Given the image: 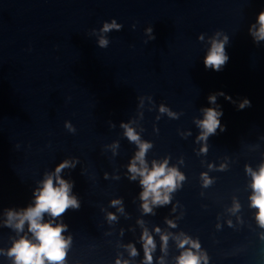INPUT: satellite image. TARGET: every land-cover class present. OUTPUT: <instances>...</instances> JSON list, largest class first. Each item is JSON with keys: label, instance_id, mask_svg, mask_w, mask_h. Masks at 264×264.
Here are the masks:
<instances>
[{"label": "water", "instance_id": "1", "mask_svg": "<svg viewBox=\"0 0 264 264\" xmlns=\"http://www.w3.org/2000/svg\"><path fill=\"white\" fill-rule=\"evenodd\" d=\"M261 11L264 0H0V222L6 210L34 206L45 173L78 158L61 174L75 182L72 194L81 202L62 217L64 235L73 236L68 264H114L118 254L141 264L144 229L157 244L154 260L163 256L164 264H176L181 233L200 241L209 264H264V229L250 207L245 172L264 163V41L255 45L248 34ZM113 19L121 31L101 33ZM217 31V39L229 37L220 72L203 64ZM219 92L234 103L218 95L209 105L208 96ZM244 99L251 107L239 110ZM217 105L226 130L198 141L202 109ZM122 123L152 145L149 169L153 160H167L185 177L170 193L172 203L154 214L142 213L140 178L128 179L139 147ZM202 173L212 181L207 187ZM114 199L122 204L110 207ZM109 212L116 221H107ZM161 235L169 236L167 255ZM17 238L0 227V249ZM128 243L140 256L129 257ZM0 264L11 261L0 256Z\"/></svg>", "mask_w": 264, "mask_h": 264}, {"label": "clouds", "instance_id": "2", "mask_svg": "<svg viewBox=\"0 0 264 264\" xmlns=\"http://www.w3.org/2000/svg\"><path fill=\"white\" fill-rule=\"evenodd\" d=\"M122 25L118 24L115 19L110 23L105 22L99 29L101 33H109L112 30L121 31ZM135 27V25H133ZM95 31V30H93ZM149 40H154L153 29H146ZM248 34L252 38L255 45H260L264 41V11H261L254 23L248 28ZM220 35L217 31L210 38L211 45L207 54L204 56L203 64L205 69H211L215 72H220L228 63L229 56L226 51V46L229 44V37L224 35L223 40L216 37ZM199 41L204 40V34L198 37ZM108 40L101 37L99 47L106 48ZM224 98L234 103L230 96H225L223 92L208 96V104L215 105L217 96ZM217 107H205L202 109L203 119L196 122L200 129V134L197 140L207 141L211 136L217 134V130L221 133L226 130L225 126L221 125L220 117L223 116L222 111H218ZM251 107V102L244 99L238 106L239 110ZM161 112L167 111L163 105L160 107ZM171 114V113H170ZM114 126V125H113ZM64 127L69 132L75 134L76 129L70 122H65ZM125 128V135L128 140L137 143L139 151L135 158L131 161L127 171L131 174L128 179L136 181L139 177V186L142 191L139 193L140 207L144 215L154 214V208H163L172 203L170 193L177 189V181H183L185 177L175 168L168 167V161L158 163L153 160L151 169L145 162V154L152 147L150 143H139V137L131 128H127L125 124H121ZM201 151L206 152L207 148H202ZM80 163L78 158H66L60 162L54 171L47 172L39 187L33 190V205L27 206L20 210H6L4 219L0 222V227L12 229L17 234L18 238L12 240L11 247L5 251L0 249V256H5L11 261V264H68V254L73 243L71 234L65 236L64 233L69 232V226L63 222L64 217L69 210L78 211L81 207V202L77 196L73 195L74 181L62 178L61 174L65 170L69 173L74 170ZM139 164V167L137 166ZM246 174L251 177L250 207L256 209L255 220L259 228L264 229V163L259 166L258 171H253L250 166H245ZM204 179V187L209 186L212 181L207 178V173L201 174ZM108 174L105 173V179ZM122 204V199H114L110 202V207H117ZM235 210H239V205L235 206ZM117 211L123 212V208H117ZM47 217V219H46ZM109 223L116 221L115 214L109 212L106 217ZM169 227H176L171 220L165 221ZM141 223L142 221H138ZM27 225V229H25ZM229 223V227H231ZM219 228L220 226L217 225ZM157 234L160 233V228L154 230ZM123 234V230L121 231ZM183 238H176L177 248L182 250L175 258L176 264H209L207 252L201 253L202 245L198 239L181 233ZM260 239L264 240V233H261ZM168 235L160 236V251L167 255ZM139 243L142 248L143 258L141 264H164L163 256L158 260H154V253L157 250L156 241L147 229H144L139 237ZM129 257L136 258L140 256L134 243L124 245ZM114 264H130L129 260L123 259L122 254H118Z\"/></svg>", "mask_w": 264, "mask_h": 264}]
</instances>
